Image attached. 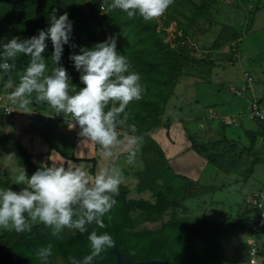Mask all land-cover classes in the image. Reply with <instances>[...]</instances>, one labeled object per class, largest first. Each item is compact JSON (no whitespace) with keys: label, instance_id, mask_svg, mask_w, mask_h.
Returning a JSON list of instances; mask_svg holds the SVG:
<instances>
[{"label":"rangeland","instance_id":"rangeland-1","mask_svg":"<svg viewBox=\"0 0 264 264\" xmlns=\"http://www.w3.org/2000/svg\"><path fill=\"white\" fill-rule=\"evenodd\" d=\"M110 4L111 0H0V37H26L34 34L38 28H43L42 20L48 17L53 8L57 9V16L65 11L69 13L74 21L73 39L78 45L91 46L105 39L108 34L118 35V50L129 58L133 70L141 73V82L145 87L142 99L131 101L120 115V138L126 140L128 125L135 124L137 134L142 135L143 139L147 136L152 140L145 147L141 142L133 163H127L128 175L138 170L136 165H144L150 171L157 168L160 155L163 154L152 138L162 129V125L169 127L170 123L184 119L188 126L189 122H195L200 112L207 117L204 119L210 121L211 110L224 103L222 96L231 95V99L235 97L232 91L237 88H233V77L240 80L237 87H241L246 97L254 88L264 86V0H173L162 16L147 21L138 15L130 18L121 10L109 7ZM68 53L66 45L61 63L68 69L73 83L77 87L82 86L79 73L68 60ZM27 62L28 58L23 55L15 58L16 68L7 74H0L3 82L9 78L18 82ZM48 63L51 68L50 54ZM250 77L253 79V89L246 88V80L251 81ZM225 81L230 84L225 85ZM11 90L0 84V96L4 104L12 109L10 115L0 110V165L7 167L11 157L16 160L14 165L8 166V171L0 166V182L5 184L9 181L13 183L16 175L13 173L10 176L9 171L17 168L18 164L24 165L15 145V142L24 138L23 129H18L20 124L11 128L12 122L15 124L14 117L27 119L33 133L41 134L44 140L48 139L51 146L57 144L56 149H60V152L71 155L78 141L77 129L68 128L69 116L56 115L46 103L35 100L31 104L32 113H22L8 96ZM247 116L246 120L256 128V121ZM28 123L21 124L30 126ZM61 137L65 141H61ZM94 146L95 158L99 159L103 156L102 151L99 145ZM249 153L251 157L248 156L245 164L252 166L254 162V169L249 173L247 171L245 178L253 186L254 180L260 176L264 185V162L260 159V153L258 149L256 152L251 149ZM222 164L231 167L230 163ZM242 164H239L241 168ZM158 182L161 184L162 181ZM202 184L198 183L201 188L204 187ZM215 186L206 192L205 197H202L206 191L204 188L195 189L197 192L194 197L184 201L188 209L184 207L180 212L171 210L172 213L168 210L162 219H155L154 216L148 219L144 213L134 211L131 217L153 229L171 220L172 216L185 219L189 210L198 215H211L215 212L224 217L225 220L217 223L239 222V214L244 215L249 206L252 207L250 210L260 215L254 205L248 204V201L254 199L252 196L242 198L245 190L236 193L237 188L232 190L228 186L218 187L220 185L217 183ZM261 192L264 193V189ZM128 197L155 202L151 193L137 194L134 189L130 190ZM4 231H0V234ZM235 236L238 238L236 233ZM263 240L259 241V264H264ZM242 248L239 239H227L223 240L220 251L228 255Z\"/></svg>","mask_w":264,"mask_h":264},{"label":"clouds","instance_id":"clouds-1","mask_svg":"<svg viewBox=\"0 0 264 264\" xmlns=\"http://www.w3.org/2000/svg\"><path fill=\"white\" fill-rule=\"evenodd\" d=\"M172 2L111 0L109 7L147 21L162 16ZM56 13L53 8L46 27L38 28L32 35L0 37V74L15 69L18 56L28 58L18 82L9 78L3 87L12 89L8 96L20 112L32 113L33 100L44 102L56 115L70 117L68 128L77 129L78 144L90 141L99 145L109 162L119 158L120 151H113L118 146L127 152V163H133L143 137L137 134L136 125L130 124L129 134L122 140L118 124L129 103L142 99L145 87L141 73L133 70L129 58L118 50L116 33L91 46L78 45L73 39L74 21L69 13ZM66 45L68 60L79 73L82 86L73 83L61 63ZM124 180L122 169L114 163L93 173L75 160L67 165L41 161L31 174L18 164L13 183L19 187H0V231L19 233L42 223L58 239L64 238L65 230L87 232L88 251L80 258L69 255L66 259L68 264H96L102 254L115 246V239L108 231H89L88 226L107 227L105 218L117 205L116 197ZM34 256L41 264H53L54 244L49 241L37 246Z\"/></svg>","mask_w":264,"mask_h":264},{"label":"trees","instance_id":"trees-1","mask_svg":"<svg viewBox=\"0 0 264 264\" xmlns=\"http://www.w3.org/2000/svg\"><path fill=\"white\" fill-rule=\"evenodd\" d=\"M47 23L48 17L42 20V27H46ZM251 135L250 142L253 148L256 135ZM45 141L50 144L48 139L45 138ZM151 143L152 140L144 136L143 147ZM16 147L24 166L31 174L38 166L20 142L16 143ZM51 147L50 144V150ZM158 149L163 154L159 147ZM138 179L137 192L149 190L155 202L130 199L128 197L130 189L122 184L120 193L116 197L118 203L111 210L110 217L105 218L107 227L98 229L92 224L88 226L89 231L93 229L108 231L113 237L116 234L119 252L135 263L147 260H165L177 264L226 263L220 246L223 240L237 239L235 231L240 228L239 224L187 220L180 217L176 219L172 216L171 220L149 229L148 226H143L131 217L134 211L144 213L148 219L153 216L155 219H162L168 210L180 209L184 201L193 198L194 193L197 192L195 189H202L200 185L185 177L174 175L169 170L163 155H160V163L156 169L150 171L148 168L138 173ZM158 180L162 181L161 184ZM6 183L0 182V186L18 187L10 181ZM65 232L63 239L52 237L50 228L42 223L33 225L30 230L23 233L4 231L0 234V264H41L34 256L35 248L49 241L54 244L53 264H61L62 259L65 260L64 264H68L66 258L69 255L80 258L88 251V240L87 232L79 233L71 230ZM247 248L248 246L243 244V248L236 252L229 264H246ZM111 250L102 254V258L98 259L96 264H116V257L111 254Z\"/></svg>","mask_w":264,"mask_h":264},{"label":"crops","instance_id":"crops-1","mask_svg":"<svg viewBox=\"0 0 264 264\" xmlns=\"http://www.w3.org/2000/svg\"><path fill=\"white\" fill-rule=\"evenodd\" d=\"M233 80V88H237L234 89L235 91H232L234 93L232 95L235 96L233 98L234 100L229 97L231 96L229 94V96H222L221 100H223L224 103L216 109L211 110L212 114H210V121L204 119L207 117L202 116L200 112L199 117L194 119L195 122H189L188 126L184 119H179L172 124L170 123L169 127L162 125V129L159 130L152 139L162 150L163 156L167 160L168 168L174 175L185 177L189 181L197 184L203 183L202 186L204 187L202 188L206 191H204L202 197L206 196V192L208 190L216 188L215 185L217 183L220 185L218 187L225 188L228 186L227 188L232 190L237 188L236 193L245 190L244 194H242V198H247L249 195L252 196L254 199L248 201V204L254 205L255 207L254 201L257 198L256 195L264 189V185L262 183L263 178L261 179L259 176V178L254 180V185L250 186L248 181L249 179H246L245 177L254 169V162H252V166L249 163L245 164V162L247 161L248 156L251 157L249 150L253 149L256 152L257 146H259L263 140L264 128L260 123L251 117V102L259 101L264 107L262 104V100H264V86L259 89H253V79L251 78V81L249 79L246 80V88L253 89L252 92H249L248 97H246L245 92L241 89V87H237L240 85V80L237 77H233ZM227 82L225 81V85L230 84V82ZM0 84L1 86L3 85V78L1 77ZM243 87H245V85L242 86V88ZM236 92H239V94L235 95ZM193 111L195 112V110ZM208 113H210V110ZM247 114L251 120L256 121V128L251 125L250 121L246 120ZM14 122L15 124L12 122L11 128H15L20 124L18 129H23L22 131L24 135V138L17 142H20L22 147L27 149L34 159L33 162L37 166L41 161L50 164L64 163L67 165L70 161L75 160L76 163H83L88 166L89 170L94 173L99 168H106L110 166V163H114L122 169L124 177H128V180H124V186H127L131 191L134 189L137 194L145 195L151 193L149 190L142 193L137 192L136 189L139 183L138 173L146 170V168L144 165H136L135 167H137L138 170L132 171V173L128 175L129 172L126 169L127 160L125 156L127 155V152L124 151L123 148H119L118 146L114 147L113 151H120V156L117 160L112 162H109V159L104 156H100L99 159H96L95 143L90 141H83L79 144L77 143V147L74 148V151L70 152L71 155H69L66 152H60V149H56L57 144L54 145V143L52 146L55 148L52 149L51 147L50 150L48 143L40 136L41 134L33 133L32 125L30 122L28 123V120L24 117H14ZM22 122L25 125L28 123L30 126H22ZM251 134H253V136L256 135V142L253 148H251L250 142L252 136ZM60 139L61 141H65L64 137H61ZM122 140L125 139L122 138ZM17 142H15V145ZM142 143L144 145V139L142 140ZM69 156H72V158ZM61 157L63 159H61ZM0 162H2L1 158ZM15 163V158L11 157L8 159V166L10 164L14 165ZM222 163H230L229 165L231 167H227V164L223 165ZM240 163H243L241 165L242 168L239 165ZM0 166L3 167V170L5 169L8 171V166L6 167L4 164H1ZM9 172V175L13 176V173H17V168ZM225 172L227 174H225ZM184 207L188 209V207L185 206V202L182 203V207L180 209H176L175 211L180 212ZM251 208L252 207L249 206L244 215L239 214V222L231 223L240 225V228L238 231H235V233L238 235L237 239L242 242V246L243 244L248 246L247 239L251 235V228L259 218L255 212L250 210ZM214 214L216 215L215 212ZM214 214L198 215L194 214L193 211L190 212L189 210L185 219L188 218L187 220L196 221H200L202 219L212 222L219 220L222 222L225 220L224 217L218 215L215 216ZM198 217L200 219H198ZM261 239H264V232L258 235V240L260 241ZM262 246L264 249V240ZM248 249L249 247L246 249V253ZM236 252L237 251L228 255L222 253L225 257V264H229L231 262Z\"/></svg>","mask_w":264,"mask_h":264},{"label":"built area","instance_id":"built-area-1","mask_svg":"<svg viewBox=\"0 0 264 264\" xmlns=\"http://www.w3.org/2000/svg\"><path fill=\"white\" fill-rule=\"evenodd\" d=\"M0 110H3L6 114L9 115L12 113L11 107L8 104H4L1 96H0ZM251 117L255 119L258 123H260L264 128V108L260 105L259 101H253L251 103ZM257 149L260 153V159L264 162V135H263L262 143L259 146H257L256 150ZM256 197L257 198L254 201V204L255 207L260 211V215L258 220L252 226L250 231L251 235L247 239V244L249 249H248V254H247L248 259L246 264H259L258 256L260 254L261 248L259 246L258 235L264 232V193L259 192L256 195Z\"/></svg>","mask_w":264,"mask_h":264},{"label":"water","instance_id":"water-1","mask_svg":"<svg viewBox=\"0 0 264 264\" xmlns=\"http://www.w3.org/2000/svg\"><path fill=\"white\" fill-rule=\"evenodd\" d=\"M116 237L117 236L115 234V236H114V238H115V246L111 250V254H114L115 257H116V264H177V263H172V262H168V261H165V260H147V261L135 263L132 260L124 257L119 252L117 244H116Z\"/></svg>","mask_w":264,"mask_h":264}]
</instances>
